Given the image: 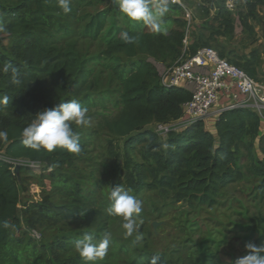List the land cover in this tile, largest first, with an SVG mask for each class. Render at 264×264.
Listing matches in <instances>:
<instances>
[{
	"label": "trees",
	"instance_id": "obj_1",
	"mask_svg": "<svg viewBox=\"0 0 264 264\" xmlns=\"http://www.w3.org/2000/svg\"><path fill=\"white\" fill-rule=\"evenodd\" d=\"M200 2L215 9V21L231 28L233 13L223 3ZM263 3L244 0L243 9L235 12L242 14L246 9L252 16ZM202 4L200 9L208 13ZM168 7L166 33L156 34L123 16L116 0H72L68 14L57 7L56 0H0V67L10 64L20 80L13 83L11 70L0 73V98L9 97L7 105L0 104V131L8 133L6 140H0V221L14 226L0 228V264H85L74 250L75 242L85 234L99 240L105 232L112 236L108 253L95 264H148L153 255L159 256L157 264H207L202 242H193L186 233L189 208H215L221 191L245 179L248 195L264 209V133L259 134L256 113L241 108L224 111L217 116L214 134L205 130L202 121L179 133L172 131L165 150L158 133L147 130L152 124L179 120L190 100L184 89L165 90L154 65L168 68L183 53L187 21L181 7ZM203 30L192 29L187 55L211 46ZM124 31L136 41L124 42ZM231 63L256 78L254 53ZM73 99L88 109L89 123L72 126L80 136L79 154L60 148L37 151L22 143L23 128L39 111ZM104 134L111 138L110 151L103 149L109 157L116 156L112 142L123 140L126 156L129 149L141 145L143 163L124 168L123 183L97 175L98 165L107 166L94 161L89 148ZM21 160L48 171L43 179L49 183V193L41 202H22L21 194L27 189L13 173L12 164ZM27 171L20 167L18 175ZM121 185L143 202L137 217L139 240L135 235L125 237L122 217L106 212L109 189ZM169 216L170 230L188 241L182 239L174 248L161 251L158 245L167 244L164 227L154 229L152 224ZM248 219L250 241L264 243V212ZM74 225L79 229L70 230ZM35 230L42 234L39 242L28 237Z\"/></svg>",
	"mask_w": 264,
	"mask_h": 264
},
{
	"label": "rangeland",
	"instance_id": "obj_2",
	"mask_svg": "<svg viewBox=\"0 0 264 264\" xmlns=\"http://www.w3.org/2000/svg\"><path fill=\"white\" fill-rule=\"evenodd\" d=\"M180 2L183 5L181 15L191 26L189 30V35L191 37L193 34L192 29L195 31L199 28L204 29L202 33L211 41L210 48L216 50L218 54L222 53L224 55L223 58H226L230 62L233 59H241V61H243L249 57L250 54L254 53L258 59L257 76L255 79L264 83V3L254 8L252 11L254 15L252 16H249L250 14H248L249 12L246 9L242 10V14L234 12L232 14L231 28L226 29L221 22L214 20L216 11L212 7L208 8V4H202L200 0H180ZM201 4L208 10V13L200 9ZM243 4L244 0H240V6L238 8L243 9ZM244 20L245 24L243 23ZM246 25L250 26L251 29L249 30ZM149 61L154 63L152 59H149ZM154 65L159 75H161L165 67L157 63H154ZM224 102L225 100H223L221 104L218 103L209 112L218 111L219 104L222 107ZM216 119L217 115L213 114L202 120L206 131L213 133ZM147 130L156 132L155 124L148 126ZM260 130L264 131V123H260L259 131ZM181 131L175 132L179 133ZM109 141H111L109 136L105 134L101 136L96 144L89 148L90 155L97 163H106L107 167L98 165L96 169L98 176H101L103 179H109L113 183L120 184L123 183L121 171L124 168H131V166L136 163H143L139 154L141 145L138 144L129 149V153L126 156L123 146L124 141L118 140L112 142V151L116 156L110 155L109 157L106 156V153L103 151V149H105L106 152L110 151L107 145ZM158 142L161 144V149L165 150L168 142L167 137L159 135ZM130 162L131 165H129ZM17 165L28 168L25 175L21 174L16 176L21 185L27 189L21 194L22 202L26 200L41 202L49 193L47 188L49 183L43 179V176L48 171L41 165L31 164L25 160L17 162L16 166ZM245 165L246 162H243L242 172L248 181ZM248 187L249 185L245 179L239 182H232L225 190L221 191L222 194L215 208L200 209L195 207L193 209H188L189 214L185 223L186 233L193 242H202L207 264H216L217 261L222 262L221 264H231L236 258L245 255V245L252 243L249 238L250 226H252V223L248 218L261 211L264 212V209L262 206H259L257 199L253 200V198L248 195L250 189ZM154 222L160 223L159 226L163 225L162 227H164V229H162V237L167 240V244H161L159 247L158 244L160 243L158 242L160 241H157L158 249H162L161 251L174 248L182 239V241H188L186 240L187 238L180 235L181 233L170 230V225H172V218L170 216ZM21 229H25V224L22 219ZM69 229L75 231L79 229V226H69ZM28 237L36 242L42 240V234L38 230L29 233ZM229 244H231L230 249L228 246ZM224 247L225 253L222 254L221 250Z\"/></svg>",
	"mask_w": 264,
	"mask_h": 264
},
{
	"label": "clouds",
	"instance_id": "obj_3",
	"mask_svg": "<svg viewBox=\"0 0 264 264\" xmlns=\"http://www.w3.org/2000/svg\"><path fill=\"white\" fill-rule=\"evenodd\" d=\"M57 7L64 14L72 11V0H56ZM118 10L129 21L140 22L153 33H166L164 27L165 16L169 12L168 0H116ZM121 39L126 43H134L136 37L128 31L121 33ZM13 74V83L19 84L16 78V70L10 64L0 67V73ZM8 96L0 98V104L7 105ZM88 109L73 99L68 102L58 103L55 107L39 111L34 119L23 128L21 132L22 143L30 149L53 152L60 148L68 153L79 154L81 151L80 136L73 131V125H87ZM7 131H0V140H6ZM108 200L110 201L106 212L109 216L122 217L121 225L125 237L136 236L141 238L137 217L143 211V202L136 199L122 185L109 189ZM0 228H14L7 220L0 221ZM112 240L111 233L105 232L99 240L94 239L90 234H85L75 242L74 250L79 254L85 264H95L96 261L103 260L107 255L109 244ZM246 254L236 258L231 264H264V243L256 245L248 243L245 245ZM159 256L153 255L148 264H157ZM216 264H220L219 261Z\"/></svg>",
	"mask_w": 264,
	"mask_h": 264
},
{
	"label": "built area",
	"instance_id": "obj_4",
	"mask_svg": "<svg viewBox=\"0 0 264 264\" xmlns=\"http://www.w3.org/2000/svg\"><path fill=\"white\" fill-rule=\"evenodd\" d=\"M215 1L223 3L225 10L231 13L240 6V0ZM168 4L183 7L180 0H168ZM190 28L187 23L182 56L172 66L165 67L160 75L161 86L165 90L184 89L190 93V100L183 105L179 120L172 124H156V133L167 137L170 132L183 131L209 115L218 116L238 108L250 109L257 114L260 122H264V83L220 57L213 48H199L194 54L187 55L191 44ZM223 100L225 102L218 111L209 112ZM12 164L16 166V163Z\"/></svg>",
	"mask_w": 264,
	"mask_h": 264
},
{
	"label": "water",
	"instance_id": "obj_5",
	"mask_svg": "<svg viewBox=\"0 0 264 264\" xmlns=\"http://www.w3.org/2000/svg\"><path fill=\"white\" fill-rule=\"evenodd\" d=\"M19 168H20L19 165H17V166L14 167V171H13V173H14L16 176H18ZM159 225H160V223H156V222H155V223L152 224V227H153L154 229H156Z\"/></svg>",
	"mask_w": 264,
	"mask_h": 264
},
{
	"label": "crops",
	"instance_id": "obj_6",
	"mask_svg": "<svg viewBox=\"0 0 264 264\" xmlns=\"http://www.w3.org/2000/svg\"><path fill=\"white\" fill-rule=\"evenodd\" d=\"M190 39H191V38H190ZM191 42H192V39H191ZM161 66H162V65H161ZM220 108H221V106L219 105V109H220ZM212 112L214 113V111H212ZM214 123H215V122H214ZM260 123H264V122H260ZM259 132H260V135L264 133V131H261V130H260ZM212 134H214V131H213Z\"/></svg>",
	"mask_w": 264,
	"mask_h": 264
}]
</instances>
